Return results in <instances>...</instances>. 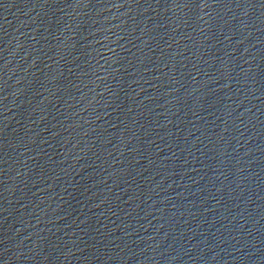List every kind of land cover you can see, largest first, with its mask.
<instances>
[{"label": "water", "instance_id": "1", "mask_svg": "<svg viewBox=\"0 0 264 264\" xmlns=\"http://www.w3.org/2000/svg\"><path fill=\"white\" fill-rule=\"evenodd\" d=\"M0 264H264V0H0Z\"/></svg>", "mask_w": 264, "mask_h": 264}]
</instances>
